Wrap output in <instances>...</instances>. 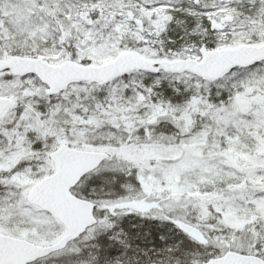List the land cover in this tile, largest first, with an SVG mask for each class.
<instances>
[{
	"label": "snow or ice",
	"instance_id": "obj_1",
	"mask_svg": "<svg viewBox=\"0 0 264 264\" xmlns=\"http://www.w3.org/2000/svg\"><path fill=\"white\" fill-rule=\"evenodd\" d=\"M0 264H264V0H0Z\"/></svg>",
	"mask_w": 264,
	"mask_h": 264
}]
</instances>
